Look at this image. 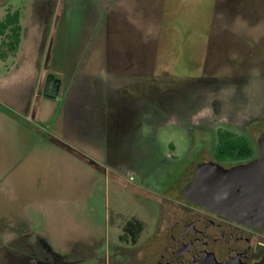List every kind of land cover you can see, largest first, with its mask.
<instances>
[{"label": "rangeland", "instance_id": "rangeland-1", "mask_svg": "<svg viewBox=\"0 0 264 264\" xmlns=\"http://www.w3.org/2000/svg\"><path fill=\"white\" fill-rule=\"evenodd\" d=\"M59 2V8L65 11L49 27L43 52L41 38L34 37L37 30L34 12L28 13L27 21L29 36L34 39L27 40L21 53L19 48L16 53L10 52L3 43L8 41L7 36H0V107L6 109L15 97L13 94L27 93L41 52L39 62L64 76V81L68 74L79 80L93 76L100 81L91 80L93 88L87 82L82 83L70 100L59 96L56 101L34 102L33 110L40 112L41 118L10 109L19 117L15 120L21 126L0 114V235L9 234V228L18 230L30 225L34 232L51 233L57 239L53 241L55 246L60 243L59 235L66 237L74 231L83 235L88 231L110 233L113 243L120 246L117 229L109 224V218L115 220L120 212L123 218L133 215L143 221L145 230L140 240L143 246L153 239L157 218L161 220L171 208V202L155 198L157 201L150 203L142 198V193L136 198L95 167L94 164L102 167L104 162L88 144L93 138H87L86 131L95 139L101 138L97 127H101L103 120L100 113L90 110L100 107L103 85L109 95L118 88L126 99L120 104L123 113L120 120L133 125L142 118L133 112L135 106L130 97L143 100L184 97L188 101L198 92L211 88L214 86L211 81L202 78L211 40L215 62L226 59L240 62L250 57L261 62L264 0H164L162 5L159 0L155 7L151 6V0H136L135 11L126 13V21L121 25L123 63L116 72L119 74L107 71L102 63L101 47L110 36L109 20L113 14L108 7L110 0ZM133 2L120 0L117 4L122 9ZM21 4L19 0L0 4V20L20 10ZM132 56L136 61L134 66L128 61ZM228 71L227 67H221L217 75ZM83 108L86 119L82 117ZM157 140L167 154L175 146L177 156L184 154L189 146L184 131L172 125L159 129ZM127 143L125 137L120 141L121 155L125 156V163H130L139 150L135 146L129 148ZM177 194L173 190L172 196ZM8 257L0 245V264H9Z\"/></svg>", "mask_w": 264, "mask_h": 264}, {"label": "flooded vegetation", "instance_id": "flooded-vegetation-1", "mask_svg": "<svg viewBox=\"0 0 264 264\" xmlns=\"http://www.w3.org/2000/svg\"><path fill=\"white\" fill-rule=\"evenodd\" d=\"M10 1L0 0V4H9ZM19 1L21 8L15 12L22 21L20 53L27 40L37 36L41 38L43 52L49 27L65 8H59V0ZM119 1L110 0L108 7L113 13L109 20L110 36L101 47L104 67L113 74H119L116 72L123 63L120 56L121 25L126 21V13L135 11L133 7L137 5L134 0L121 9L117 4ZM151 1V6L158 5L159 0ZM160 1L161 5L164 4V0ZM128 7L132 9L126 10ZM30 11L37 17L33 38L27 27ZM214 50L211 40L202 77L203 80L209 79L214 86L198 92L188 101L184 97L177 100L130 97L138 108L133 112H138L142 118L140 123L130 125L120 120L123 115L120 104L126 100L121 90L115 88L109 95L107 87L103 86L100 107L90 110L94 114L100 113L103 120L101 127H97L101 138L95 139L86 131L87 138H93L88 144L104 162L102 167L94 164L95 167L136 198L142 193V198L150 203L156 202L155 198L171 202V208L161 220L157 218L153 239L142 246L143 221L133 215L123 218L120 212L115 220L109 218V224L117 229L120 246L113 243L112 234L90 231L84 235L75 231L65 234L66 237L59 235L60 243L55 246L53 241L57 239L52 238L51 233H37L26 225L18 230L9 228V234L0 235V245L3 253L9 256V264H107L108 261L109 264H240L245 259L247 264H254L260 260L264 253V227L256 229L239 223L183 195L200 164L214 163L229 170L249 164L260 153L259 139L264 133V60L256 62L247 56L248 59H240V62L229 59L215 62ZM40 57L35 67L38 72L42 68ZM128 61L133 66L136 63L133 56L128 57ZM221 67L230 71L218 76ZM43 69L46 73L38 99L55 100L65 91L69 98L80 87L82 81L75 75L68 74L64 81V76L60 77L49 68ZM50 74L55 75L51 88V94L57 93L55 99L44 95ZM87 84L93 88L91 81ZM81 112L85 115L84 110ZM82 117L86 119L88 116ZM167 125L182 129L186 134L189 146L181 156L174 154L175 146L167 154L158 143V131ZM124 137L129 148L135 146L139 150L138 156L130 163H125V156L121 155L120 141ZM194 161L195 165L190 166ZM175 189L178 194L173 197Z\"/></svg>", "mask_w": 264, "mask_h": 264}, {"label": "water", "instance_id": "water-1", "mask_svg": "<svg viewBox=\"0 0 264 264\" xmlns=\"http://www.w3.org/2000/svg\"><path fill=\"white\" fill-rule=\"evenodd\" d=\"M54 79V74L48 75L44 90L51 99L57 97L56 92L51 94ZM259 146V157L247 165L227 170L214 163L200 164L183 195L239 223L264 227V133ZM240 264H247V259Z\"/></svg>", "mask_w": 264, "mask_h": 264}, {"label": "crops", "instance_id": "crops-1", "mask_svg": "<svg viewBox=\"0 0 264 264\" xmlns=\"http://www.w3.org/2000/svg\"><path fill=\"white\" fill-rule=\"evenodd\" d=\"M102 63H104L103 60H102ZM34 71H35V68H34ZM37 72L38 71L36 70L33 73V75L30 76L31 85H30L29 90L27 91V93L25 95L20 93V92H17L16 94H13L15 97H12L13 100L9 101V105H7L6 109H2L0 107V114H3L7 118H9V122L17 123L19 126H21L20 125L21 122L19 120H15V119H17L19 117L16 115V113L13 114L12 112H10V109H15L18 112H25L26 115L33 113L36 117H40L41 118L42 117L41 113L40 112L38 113V111H36V110H35L36 111L35 112L33 110L34 102L37 104V103H41V101H43V100H45V101L47 100L48 102H51V101H56L58 99V98L55 99V100L40 99V98L38 99L39 88H40V86H41V84L43 82L44 76H45V73H44L45 71L43 69V62H42L41 70H39L38 73ZM30 73H29V75H30ZM25 75L26 74L24 73L23 77H25ZM114 76H116V75H114ZM95 79L96 78H94L93 76L89 77V79L85 78V77H82V79H81L82 82L80 84V87H82V83H85V82L89 83L91 80H95ZM96 80L100 81V78H98ZM95 85H96V83H95ZM103 86H105V85H103ZM103 86H102V88H103ZM59 96H61L65 100L68 99L67 91H65L64 93H62ZM68 100H70V99H68ZM82 110L86 111L85 108H83ZM4 124H6V123H4ZM6 128H9V125H7ZM7 138L8 137H6V139H5L6 142H7ZM2 139H4V138H2ZM51 141L57 143V141H55L53 139Z\"/></svg>", "mask_w": 264, "mask_h": 264}, {"label": "trees", "instance_id": "trees-1", "mask_svg": "<svg viewBox=\"0 0 264 264\" xmlns=\"http://www.w3.org/2000/svg\"><path fill=\"white\" fill-rule=\"evenodd\" d=\"M21 30L22 26L20 24V15L18 12L15 13H8L5 17L4 22L0 23V35H6L8 41L4 42L7 45V49L12 52L16 53L21 38ZM2 57L4 54L2 53ZM144 230V225L142 224L141 231ZM254 264H264V253L260 260L255 262Z\"/></svg>", "mask_w": 264, "mask_h": 264}]
</instances>
